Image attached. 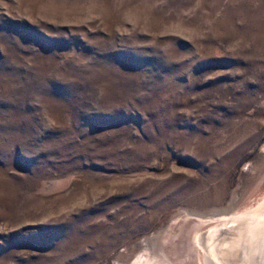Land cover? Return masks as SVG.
Returning a JSON list of instances; mask_svg holds the SVG:
<instances>
[{
    "label": "rangeland",
    "instance_id": "obj_1",
    "mask_svg": "<svg viewBox=\"0 0 264 264\" xmlns=\"http://www.w3.org/2000/svg\"><path fill=\"white\" fill-rule=\"evenodd\" d=\"M262 195L264 0H0V264H264Z\"/></svg>",
    "mask_w": 264,
    "mask_h": 264
},
{
    "label": "bare ground",
    "instance_id": "obj_2",
    "mask_svg": "<svg viewBox=\"0 0 264 264\" xmlns=\"http://www.w3.org/2000/svg\"><path fill=\"white\" fill-rule=\"evenodd\" d=\"M263 204H264V195H262L256 201L255 205L252 207H249L236 214L221 216L213 224V227L214 229H218L221 227H227L231 229L233 227L235 228V226H237V224L239 223H245L246 220H253L259 217V215L263 213L264 211ZM211 231L213 233L215 232V230H211ZM196 243H199L197 236H196ZM117 263H119V261ZM130 264H166V262L162 261L161 259L159 260L158 258L156 259L152 255L150 256L149 254H146V252H140L135 256V258L132 260ZM202 264H206V263H204L202 260Z\"/></svg>",
    "mask_w": 264,
    "mask_h": 264
}]
</instances>
